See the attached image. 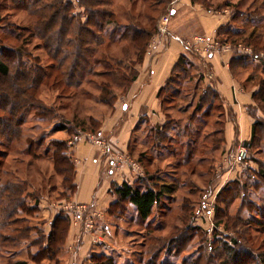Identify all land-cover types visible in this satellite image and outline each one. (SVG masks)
Returning a JSON list of instances; mask_svg holds the SVG:
<instances>
[{
    "label": "rangeland",
    "instance_id": "rangeland-1",
    "mask_svg": "<svg viewBox=\"0 0 264 264\" xmlns=\"http://www.w3.org/2000/svg\"><path fill=\"white\" fill-rule=\"evenodd\" d=\"M178 1L115 0L107 10L113 12L120 26L138 24L146 30L154 26L158 30L166 28L167 33L159 32L152 38L139 63L130 42H123L117 36L114 43L107 44L108 37L103 33L107 43L97 55L100 59L104 57L109 68L96 66L94 74L87 76L83 85L67 88L53 68L55 62L48 58L41 41L33 36L36 19L15 9L7 0H0V56L9 62L14 57L8 52L20 51L27 66L35 59L53 74L50 83L41 86L37 97L38 105L54 115L38 119L34 112L29 113L21 138L8 144L9 148L0 144V183H20L28 196L26 204L32 209L28 215L19 214L11 221V230L19 231L8 233V229H3L0 233L8 239L7 244L0 247V264H16L19 260L34 264L29 261L32 256L37 260L52 257L53 253L45 248L55 217L62 213L58 204H74L72 199L77 193L76 189L70 201L68 179L71 174L65 173L70 167L53 165V142L69 141L71 149L67 154L76 176L73 146H96L94 138L104 141L107 155L115 154L112 164L107 166L114 173L124 165L135 169V181L144 178L146 172L159 174L174 191L162 200L147 221L137 217L133 206L125 205L124 209L115 211L122 214L107 219V230L101 227L103 222L95 208L90 207L91 215L97 216L94 230L85 232L70 222L69 235L74 232V242L68 244V235L58 256L53 257V261L46 259L43 264L109 261L111 264H264V0H199L193 5L200 8L188 12L191 21L176 23L169 12L176 9ZM224 11L237 19L230 24L232 32H242L243 36H232L224 43L218 36L199 32L201 12L212 17ZM253 14L257 19H253ZM166 17L169 22L162 27ZM174 23L177 26L173 29ZM158 35L172 41L175 37L183 40L210 37L223 47H231L232 59L236 55L248 58L242 65L235 63L230 72L237 86L251 95L253 104L248 110L252 111L255 122L263 125L258 128L256 142L249 148L250 140L231 148L227 146L225 130L227 123L234 120L229 113L232 104L217 91L211 74L213 69L207 63L209 57L188 52L186 73L181 75L177 71L175 82L169 87L178 94L164 107L161 104L166 121L158 116L153 122L154 128L165 126L168 137L162 144H153V123L152 127L143 126L139 132L134 129L132 134L129 127L124 144L129 142L127 157L132 156L134 165L127 163L126 158L125 163L118 166L117 158L122 155L117 154L113 144H117L115 138L122 123L130 119V111L126 112L124 106L133 102L132 87ZM88 60L91 66L93 62ZM132 70L136 71L135 82L129 87H120L123 78L129 80L132 76ZM103 83H111L114 89L106 93L101 86ZM166 94L172 96L171 91ZM203 98L204 101H200ZM233 104L237 105L235 97ZM198 105L203 108L201 112L195 111ZM116 115L121 117L118 121ZM62 124L74 128L72 139L65 131L57 132L56 128ZM220 130H223L224 144H220L223 140ZM33 141L38 142L34 152L41 158L27 154L28 145ZM241 147L248 152L247 164L234 161ZM35 198L39 199L38 204ZM117 215L122 217L117 218Z\"/></svg>",
    "mask_w": 264,
    "mask_h": 264
},
{
    "label": "trees",
    "instance_id": "trees-1",
    "mask_svg": "<svg viewBox=\"0 0 264 264\" xmlns=\"http://www.w3.org/2000/svg\"><path fill=\"white\" fill-rule=\"evenodd\" d=\"M18 9L36 19L33 36L41 41L42 48L46 52L48 58L54 61V69L57 71L59 78L63 81L67 88H77L84 84L87 76L94 74V68L103 65L109 68L104 57L98 58V52L105 42L103 33L108 37V43L115 42V38L120 37L121 41L131 43V47L139 57L137 62L142 61L146 48L152 38L160 31L157 27L146 30L138 24H128L120 26L115 20L112 11L107 8L113 6L115 0H7ZM199 0H192L193 4ZM227 6V5H226ZM83 10V12H78ZM255 15H257L256 12ZM254 17V14L253 16ZM253 19H257L255 16ZM237 19L232 16L230 22L233 23ZM252 20V19H251ZM250 20V21H251ZM230 24L220 28L217 32L219 39H223L226 43L232 36H243L242 32L234 33L230 29ZM96 30V32L94 30ZM99 33V34H98ZM225 38V39H224ZM6 51L3 50V53ZM11 53L9 62L6 58L0 56V144H12L18 141L23 134V126L26 117L29 113L34 112V117L43 119L53 117L54 115L46 113L45 107L38 105L39 98L37 94L42 85H48L53 74H49L46 69L39 65V62L33 59L32 65L27 66L20 51L8 52ZM88 55V56H87ZM73 58L71 59V57ZM30 58V56L28 57ZM31 59V58H30ZM70 62H68V60ZM92 60V65L89 66V60ZM248 58L236 55L232 59L231 68L235 63L242 65ZM186 57H181L172 73L170 79L164 87L158 92V98L161 100L162 107L165 103L174 98L178 91L170 88L174 84L177 71L179 74L186 73L185 64ZM11 64H14L11 66ZM239 67V65H237ZM105 75V74H101ZM103 77V76H102ZM56 78L55 84L58 82ZM136 80V71L132 70V76L123 78L120 87H129ZM48 81V82H47ZM48 83V84H47ZM178 85V84H177ZM102 89L106 93L113 90L111 83L101 84ZM179 87V86H178ZM116 89V88H115ZM167 91H171V97H167ZM165 95V97H163ZM117 97V95H115ZM113 97V99H115ZM200 101H204V98ZM103 102L106 103L105 99ZM110 102V101H108ZM201 103V102H199ZM198 110V111H197ZM202 106H197L195 111L201 112ZM195 112V113H197ZM253 115L252 111H250ZM254 116V115H253ZM196 114H194V118ZM193 118V119H194ZM167 124V122H166ZM263 127L261 123L255 122L252 128V136L247 147L249 148L253 142L258 139V128ZM165 126L162 128H152L153 144H162L168 135L165 133ZM72 126L62 124L56 128L57 132L65 131L73 138L75 132ZM219 132L223 137V130ZM71 133V134H70ZM69 139V140H70ZM224 144V137L221 141ZM69 141H54V152L52 155L53 165L70 167L65 173H70L71 177L69 190L72 193L70 201L77 189L75 182L74 164L71 162L67 154ZM38 142H31L28 145L27 154L33 158H41L34 152V148ZM9 148V146L7 147ZM162 152V151H161ZM5 153H3L4 155ZM141 157V156H140ZM1 165V164H0ZM146 172V178H139L133 183L124 182L122 184L112 183L109 189V194L113 201L108 206L104 213L105 220L101 227L108 229L107 219L113 218L115 214H122L120 211L125 205L133 206L136 210L137 217L142 221H147L159 207L162 200L171 195L174 191L170 184L161 178L159 174L150 175ZM67 179V178H66ZM26 190L21 188L20 183L6 182L0 183V233L3 229H8V233H16L19 229L11 230V221L15 220L19 214L28 215L31 207H28L25 199ZM35 204L39 203V199H34ZM122 217V215L118 216ZM19 219V218H16ZM70 217L65 213H60L55 217L52 224V230L48 235V245L46 250L53 253L52 257L37 260L35 257H30L29 261L34 264H43L46 259L53 261V257L58 256L62 251L64 244L68 238L70 230ZM98 225V224H97ZM3 241V242H1ZM8 239L0 236V247L7 244ZM16 264H28L27 261L19 260ZM102 264V263H97ZM111 264L109 261L108 263Z\"/></svg>",
    "mask_w": 264,
    "mask_h": 264
},
{
    "label": "crops",
    "instance_id": "crops-1",
    "mask_svg": "<svg viewBox=\"0 0 264 264\" xmlns=\"http://www.w3.org/2000/svg\"><path fill=\"white\" fill-rule=\"evenodd\" d=\"M193 8L197 10L200 7L193 5L192 0H179L176 9L172 10V20H176V23L180 20L183 22L191 21L192 18L189 17L188 12L189 10H194ZM224 12L212 17L201 12L200 15L202 17L200 18L199 16V32L206 34V36H217L218 30L230 24L232 20L231 13L228 11ZM176 23H174L173 29L177 26ZM154 39L155 42L152 43V50L149 51L150 55L146 57L140 75L131 90L133 102L132 104H128V106H124L126 112L130 111L129 117L131 120H125L122 123L119 135L115 138L117 144H113L117 149V154L122 155L123 160L127 158L129 164L133 160L131 159L132 156H130L131 158L127 157L129 142L128 144H124L125 132L129 127L131 128V134L134 129L136 132H139L143 126L147 128L149 126L152 127L151 124L158 116L163 117L166 121V115L161 112V101L158 99V92L170 79L179 59L186 57V55L189 56L183 45L175 42L176 40L172 41V39L170 40L161 35L156 36ZM232 52V48L227 46L219 53L207 59V63L213 69L211 74L214 75L213 78L217 83V91L222 93L227 103L232 104V109H229V113L231 112L234 120L227 123L225 130L226 144L229 148L235 144L237 145V143L241 144L244 141L251 140L252 128L255 123L253 115L248 110L250 105L253 104L251 95L237 86L230 72ZM195 64H192L193 67H195ZM234 97L237 105L233 104ZM115 117L116 121L121 118H119V115ZM154 124L152 128H154ZM73 150L77 166V193L72 202L76 204H88L92 209L95 208L96 213L99 214V218L104 222V213L113 201L109 194L112 182L117 184L135 182L137 177L135 169L133 168L132 170V168L124 167L123 165L121 169L116 170L114 173L107 166L108 164H112L115 154L110 153L107 155L104 150L91 144H74ZM74 236V232H71L68 244L74 242Z\"/></svg>",
    "mask_w": 264,
    "mask_h": 264
},
{
    "label": "built area",
    "instance_id": "built-area-1",
    "mask_svg": "<svg viewBox=\"0 0 264 264\" xmlns=\"http://www.w3.org/2000/svg\"><path fill=\"white\" fill-rule=\"evenodd\" d=\"M175 4V2L173 3ZM172 4V5H173ZM172 10H170V13H172ZM169 22V17H166L163 20V23L161 24L162 27H165V25ZM160 33L166 34L167 30L166 28H161ZM177 42L183 45V47L186 49L187 52L194 54L195 56H201V57H211L212 55L219 53L223 50V46H221L218 42L215 40H212L210 37L206 36H194V38L190 40H183L180 37L174 38ZM94 143L97 147L101 148L102 150L105 149L106 144H104V141L101 139L94 138ZM118 166H120L123 163V158L118 157ZM126 161V159H125ZM124 161V162H125ZM236 163H248V152L245 148L241 147L237 154L236 158L234 159ZM129 161L127 160V163ZM131 165H134L133 162H130ZM59 210L65 214H67L70 217L71 223L75 227H82V229L85 232H91L94 230V226H96V217L91 215L92 211L90 210V205L88 204H58Z\"/></svg>",
    "mask_w": 264,
    "mask_h": 264
}]
</instances>
